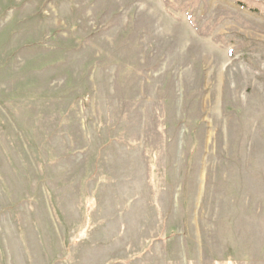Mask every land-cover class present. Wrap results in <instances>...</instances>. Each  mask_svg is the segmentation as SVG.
<instances>
[{
	"label": "rangeland",
	"instance_id": "obj_1",
	"mask_svg": "<svg viewBox=\"0 0 264 264\" xmlns=\"http://www.w3.org/2000/svg\"><path fill=\"white\" fill-rule=\"evenodd\" d=\"M0 264H264V0H0Z\"/></svg>",
	"mask_w": 264,
	"mask_h": 264
},
{
	"label": "trees",
	"instance_id": "obj_2",
	"mask_svg": "<svg viewBox=\"0 0 264 264\" xmlns=\"http://www.w3.org/2000/svg\"><path fill=\"white\" fill-rule=\"evenodd\" d=\"M240 3L244 4L243 2H240ZM255 9H256V8H255Z\"/></svg>",
	"mask_w": 264,
	"mask_h": 264
}]
</instances>
